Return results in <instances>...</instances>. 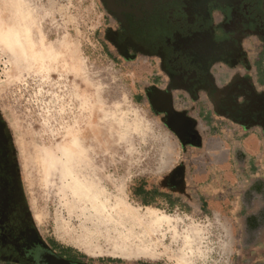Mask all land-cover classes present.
Masks as SVG:
<instances>
[{"label": "rangeland", "instance_id": "374dc122", "mask_svg": "<svg viewBox=\"0 0 264 264\" xmlns=\"http://www.w3.org/2000/svg\"><path fill=\"white\" fill-rule=\"evenodd\" d=\"M111 25L102 0H0V111L47 251L93 264H264L263 143L220 117L211 131L225 164L186 145L147 97L159 59L120 55ZM170 182L175 206L134 195Z\"/></svg>", "mask_w": 264, "mask_h": 264}, {"label": "flooded vegetation", "instance_id": "af4514ba", "mask_svg": "<svg viewBox=\"0 0 264 264\" xmlns=\"http://www.w3.org/2000/svg\"><path fill=\"white\" fill-rule=\"evenodd\" d=\"M102 2L115 22L106 37L119 54L134 58L145 53L159 59L163 77L156 73L147 97L186 145L201 143L199 118L208 121L201 114L206 109L241 131L256 132L264 145V86L254 68L256 44L264 35V0ZM178 93L183 101L186 98L183 109L176 107ZM197 108L199 113L191 117ZM11 160L10 176L15 180L16 164ZM4 188L0 191V215L6 211L14 215L12 211L21 206L22 191L11 181ZM5 222L0 216V235L18 229L23 237L17 241L20 255L45 257L51 264L49 255L62 258L48 252L46 245L40 247L44 243L35 228L27 231L17 220L15 227L12 221ZM63 258L79 264L71 256Z\"/></svg>", "mask_w": 264, "mask_h": 264}, {"label": "trees", "instance_id": "16d2710c", "mask_svg": "<svg viewBox=\"0 0 264 264\" xmlns=\"http://www.w3.org/2000/svg\"><path fill=\"white\" fill-rule=\"evenodd\" d=\"M254 54H255L254 68L257 73L258 81L261 85L264 86V35L260 36L258 43L256 44V49ZM1 148H4V156H5L4 161L5 163H7V167L5 168L7 175L6 179L7 181H11L12 185L14 183V185L18 186L20 191H22V202H21V206H19L18 208V211L13 210L12 213L14 215H11L10 212L7 211L5 213L2 212L0 215L1 220L6 221L5 222L6 225L12 221L14 227H15L14 221L17 220L20 222L21 226L25 228L27 231L28 229L31 228H35L37 230L27 199L22 189V183L20 177L17 176L14 180V178L10 176L12 174L11 158H13V160L14 158H16L15 144L10 129L7 123H5V121L3 120V116L0 111V149ZM4 172H2V174ZM171 186H172L171 182L167 186L161 184L160 186H156L152 188H147L145 185L141 184L134 188V195L138 198V200L142 204L146 206L156 205V201L159 198L164 199L171 206H175L178 200L173 199L174 191ZM202 208L206 210L205 203L202 204ZM20 238L21 237L18 232V229L17 231L12 229L11 233H8L7 235H3V234L0 235V264H51L49 261L46 260L45 257L35 258L32 256L28 257L26 255L23 256L20 255L19 252L17 251L18 248L17 241ZM43 243L44 244L39 243L42 249L46 245L44 241ZM83 257L85 258V256ZM73 261L79 264H93L76 259L75 257H73ZM112 264H126V263H112ZM143 264H150V263H143Z\"/></svg>", "mask_w": 264, "mask_h": 264}, {"label": "crops", "instance_id": "0c3cea01", "mask_svg": "<svg viewBox=\"0 0 264 264\" xmlns=\"http://www.w3.org/2000/svg\"><path fill=\"white\" fill-rule=\"evenodd\" d=\"M199 108L196 109V112H192L191 117L196 116L199 112ZM202 115H206V119L208 121L202 122L201 118H199V130L201 126H204L206 128V130H208V134L204 137L203 134L200 132L201 134V143L202 146L204 148H206L207 152H210L212 158L214 159V161L216 162L215 164L223 163L225 164V158L226 157V143L225 141H221V137L217 136V134H213L211 131V128H213L217 123L219 122H215L218 118L212 116V114L209 112V110L206 109L205 113H202ZM201 125V126H200ZM203 128V127H202ZM238 133V135H242L240 137H242V140L244 138H246V142L248 143V145L250 146H255L257 147L258 141L260 140L259 135L256 132H250V133H246L244 131L241 130H236ZM237 134V133H236ZM244 137V138H243ZM223 159V160H222ZM222 160V161H221Z\"/></svg>", "mask_w": 264, "mask_h": 264}, {"label": "bare ground", "instance_id": "6f19581e", "mask_svg": "<svg viewBox=\"0 0 264 264\" xmlns=\"http://www.w3.org/2000/svg\"><path fill=\"white\" fill-rule=\"evenodd\" d=\"M181 123H184L183 120L180 121ZM85 199V198H84ZM119 212H120V215L123 217V218H128V219H136V220H141V218L139 219V215L135 212H133V210L131 209V207H127L126 205H122L120 208H119ZM152 214V213H150ZM149 217V216H148ZM156 218V217H155ZM123 220V219H122ZM149 222L148 223H154V222H161V219H157L155 220L154 218L153 219H149L148 220ZM139 222V221H138ZM173 234V233H172ZM132 237V236H131ZM175 240V238H174ZM180 240V239H179ZM182 240V239H181ZM176 242V240H175ZM183 243V242H182Z\"/></svg>", "mask_w": 264, "mask_h": 264}, {"label": "water", "instance_id": "95a60500", "mask_svg": "<svg viewBox=\"0 0 264 264\" xmlns=\"http://www.w3.org/2000/svg\"><path fill=\"white\" fill-rule=\"evenodd\" d=\"M50 259H53L52 264H71L68 260L64 258H58L55 255H49Z\"/></svg>", "mask_w": 264, "mask_h": 264}]
</instances>
